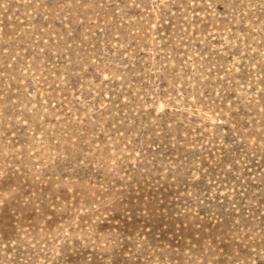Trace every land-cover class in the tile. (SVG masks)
<instances>
[{
	"label": "rangeland",
	"instance_id": "rangeland-1",
	"mask_svg": "<svg viewBox=\"0 0 264 264\" xmlns=\"http://www.w3.org/2000/svg\"><path fill=\"white\" fill-rule=\"evenodd\" d=\"M0 264H264V0H0Z\"/></svg>",
	"mask_w": 264,
	"mask_h": 264
}]
</instances>
